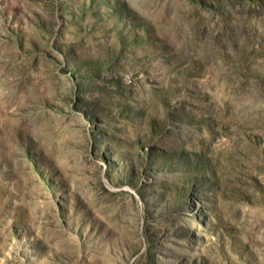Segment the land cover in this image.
Returning a JSON list of instances; mask_svg holds the SVG:
<instances>
[{
	"label": "rangeland",
	"instance_id": "1",
	"mask_svg": "<svg viewBox=\"0 0 264 264\" xmlns=\"http://www.w3.org/2000/svg\"><path fill=\"white\" fill-rule=\"evenodd\" d=\"M0 264H264V0H0Z\"/></svg>",
	"mask_w": 264,
	"mask_h": 264
}]
</instances>
